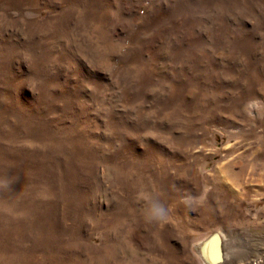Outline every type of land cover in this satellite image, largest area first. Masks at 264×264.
I'll list each match as a JSON object with an SVG mask.
<instances>
[{"label": "rangeland", "instance_id": "rangeland-1", "mask_svg": "<svg viewBox=\"0 0 264 264\" xmlns=\"http://www.w3.org/2000/svg\"><path fill=\"white\" fill-rule=\"evenodd\" d=\"M219 235L264 264V0H0V264Z\"/></svg>", "mask_w": 264, "mask_h": 264}, {"label": "bare ground", "instance_id": "bare-ground-1", "mask_svg": "<svg viewBox=\"0 0 264 264\" xmlns=\"http://www.w3.org/2000/svg\"><path fill=\"white\" fill-rule=\"evenodd\" d=\"M223 238H224L223 235L213 237L212 239H210L208 242H206L201 246L200 253L206 264H225L227 262V256H226L227 251H225V242H224L225 238L224 239Z\"/></svg>", "mask_w": 264, "mask_h": 264}, {"label": "clouds", "instance_id": "clouds-1", "mask_svg": "<svg viewBox=\"0 0 264 264\" xmlns=\"http://www.w3.org/2000/svg\"><path fill=\"white\" fill-rule=\"evenodd\" d=\"M152 212L155 213V214H160L162 215L163 212H164V209L158 205H154L153 206V209H152Z\"/></svg>", "mask_w": 264, "mask_h": 264}]
</instances>
